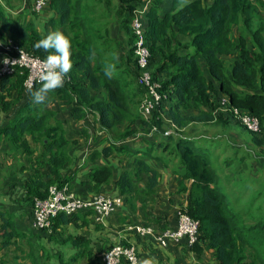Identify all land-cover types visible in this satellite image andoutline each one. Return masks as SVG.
<instances>
[{
    "label": "trees",
    "instance_id": "16d2710c",
    "mask_svg": "<svg viewBox=\"0 0 264 264\" xmlns=\"http://www.w3.org/2000/svg\"><path fill=\"white\" fill-rule=\"evenodd\" d=\"M88 1L91 0H50L46 7L53 15L48 19L46 32L42 33L34 21L23 19L21 14L11 17L10 2L0 0L1 37L18 39L26 49L41 57L50 53L35 49L34 45L50 32L60 31L72 43L70 79L65 80L62 88L49 93V101L45 104H34L29 91L26 92V73L0 75L2 110L11 111L18 104L16 113L0 127V136L6 138L14 153L21 154L31 163V174L25 188L32 202V213L34 200L45 198L51 184H67L74 191L78 176V169H72L80 160L74 153L78 140L68 137L65 120L51 106L60 101L71 107L70 116L74 120H86L92 114L97 121L88 124L94 127V134L105 135L95 140V149L85 158V166L80 165V168L89 169L81 185H89L95 195L111 194V189H106V186L112 185L122 195L124 203L128 202L129 196L138 190V182L144 181L147 191H154L159 184L160 170L152 165L149 159L152 158L180 175L178 192L186 194L187 199L179 210L185 209L200 222L198 241L193 246L208 245L214 251L218 264H264V247L263 250L259 248L264 244V232L257 231L258 227H264V223L260 218L249 222L245 207L237 206V198L229 200L211 162L208 149L218 139L191 135L181 130L193 121H213L215 107H228L232 103L258 117L263 131L264 37L261 34L264 30L250 32L249 37L241 34L236 40L231 37L236 26L244 29L252 27L259 11L256 5L252 0H115L116 6L112 10L106 7L98 15L92 8L113 0ZM140 9L144 10L145 43L151 53L148 69L153 80L160 83L159 93L166 96L155 106L149 120L142 114L147 87L140 80L137 38L131 27L133 17ZM114 21H118L124 31V39L116 41L111 37L110 26ZM122 46L128 51L121 52ZM236 51L238 58L227 70L223 56ZM110 63L115 65V71L108 79L104 69ZM40 87L41 82H38L32 90ZM224 97L229 98L226 106L223 104ZM191 110L199 115L182 114ZM163 111L177 126L174 133L168 134L163 125ZM121 124L125 126V131L117 139H111V144L108 143L106 138L111 137V131ZM143 126L149 131L153 127L163 129L168 136L158 140L159 133L152 138L139 135V128ZM98 129L105 130L108 135L103 131L99 133ZM76 133L85 132L76 130ZM259 133L253 140L262 144L264 137H259ZM128 138L149 142L140 150L126 143ZM101 145L102 149H98ZM113 152L120 156L133 154L131 165L113 167L109 160L106 164L96 162L100 155L107 156ZM253 158L248 152L223 156L227 159L225 166L230 167L237 160L252 172H262L260 175L263 176L264 171L259 167L262 159ZM174 164L176 166L172 168ZM120 166L124 168L118 171ZM64 168L71 173H62ZM82 211L87 212L85 215L94 213L91 210ZM77 216V213H61L53 219L49 228L67 224ZM12 218L11 213L0 207V221L3 227H7L4 233L7 240L0 244V249L7 246L14 236L9 231V227L13 226ZM143 224L155 227L151 223ZM60 264L68 263L61 259ZM94 264L104 263L100 257Z\"/></svg>",
    "mask_w": 264,
    "mask_h": 264
},
{
    "label": "crops",
    "instance_id": "0c3cea01",
    "mask_svg": "<svg viewBox=\"0 0 264 264\" xmlns=\"http://www.w3.org/2000/svg\"><path fill=\"white\" fill-rule=\"evenodd\" d=\"M8 1L12 5L11 0ZM10 7L15 8L16 11L19 9L23 19L34 21L42 33L46 32L48 19L53 15L50 8L46 7L43 11L36 12L31 7H23L22 0ZM110 27L111 37L114 40L118 41L126 37L118 21L112 22ZM6 99L9 100L8 97ZM51 106L57 110L58 116L65 120L68 137L78 140V146L74 153L80 160H77V164L72 166V169H78L73 189L82 197H92L95 193L90 189V186L80 184L83 179H86L85 174L89 169L80 168V165L85 166V158L89 157L95 149L96 135L93 131L90 141H84L81 138L83 143H80L79 137L84 134L76 133V130L86 133L88 127H91L88 122L93 123V116L91 114L90 118L86 120H74L70 116V106L60 101ZM1 107L0 101V127L7 123L17 109L14 112L13 108L11 111L5 112ZM171 126L175 130H172L170 126H165L168 129V134L177 130L173 121ZM147 142L149 141L144 139L138 141L133 138H128L126 141L129 145L140 150L147 147ZM101 147L103 145L97 148L102 149ZM132 156L133 154L120 156L113 152L108 159L103 156V159H98L96 162L106 164L109 160L112 161L113 167L119 165L129 167ZM149 159L152 165L160 170V182L154 191H147L144 181L138 182V190L132 193L129 196V201L125 202L111 216L98 219L92 212L85 215L86 211H80L77 213L78 216L69 223L57 224L49 231L39 232L33 227L32 202L29 200L25 188V182L31 174V163L21 154L14 153L6 138L1 135L0 207L13 216V226L9 227V231L13 232L14 236L9 239L7 246L1 247L0 264H60L61 259L68 264H94L100 260V255L105 249L120 242L136 246L139 255L138 264H143L144 261H149L151 264H218L214 258V251L208 245L201 244L196 248L199 245H189L183 240L180 244L164 247L157 243L153 237H142L135 231L128 230L130 222L151 223L158 230L175 227L179 208L186 204L187 195L178 192L180 180L178 172H173L172 169L170 171L168 167L157 163L152 158ZM123 168L120 166L117 170L120 171ZM62 173L70 174L71 171L64 168ZM106 189H111V194H119L117 188L112 185H107ZM0 222L1 244L7 240V236H4L7 227H3V222ZM41 258L44 259L43 263L40 262Z\"/></svg>",
    "mask_w": 264,
    "mask_h": 264
},
{
    "label": "built area",
    "instance_id": "2783aa9c",
    "mask_svg": "<svg viewBox=\"0 0 264 264\" xmlns=\"http://www.w3.org/2000/svg\"><path fill=\"white\" fill-rule=\"evenodd\" d=\"M149 1V0H148ZM23 7H31L36 12H41L48 5L50 0H22ZM146 8V6H145ZM144 8V9H145ZM143 9L137 11L132 19L131 27L136 35V54L138 68L141 72L140 80L147 87L146 94L142 101V114L148 120L155 106L166 96L159 93L160 83L153 80L151 71L148 69L150 62V50L145 43L144 24L142 20ZM9 57L16 60L14 65L3 64V58ZM47 58L41 57L26 49L18 39L10 36H0V75H14L17 72L26 73L24 86L26 92L29 87L33 88L36 83L41 82L40 76L43 71L42 62ZM67 75L65 80H69ZM229 98H223V104ZM230 106V107H229ZM226 107L232 115L239 120L249 131L259 133L261 122L258 117L251 115L229 103ZM156 128V127H154ZM122 195L96 194L92 197H82L71 190L65 184L59 186L51 184L48 188V195L45 198H36L33 203V227L42 230L51 227L53 219L61 213L72 215L82 210H91L98 219L111 216L123 205ZM200 222L192 218L185 209L178 211L177 225L175 227L158 230L152 225L143 223L129 224L128 230L135 231L142 237L151 236L161 246L168 247L173 244H180L183 240L189 245L198 241ZM104 264H138L139 255L135 245H124L117 243L104 250L100 255Z\"/></svg>",
    "mask_w": 264,
    "mask_h": 264
},
{
    "label": "rangeland",
    "instance_id": "374dc122",
    "mask_svg": "<svg viewBox=\"0 0 264 264\" xmlns=\"http://www.w3.org/2000/svg\"><path fill=\"white\" fill-rule=\"evenodd\" d=\"M19 0H11L12 6L15 5ZM92 1V0H91ZM88 1V2H91ZM106 1V0H100ZM211 2V0H208ZM252 2L258 8V13L256 14L255 18L253 19L252 27L250 29H244L243 27L236 26L232 33L231 37L236 40L241 34L243 36L249 37L250 32H253L258 29L264 30V0H252ZM6 3V0H5ZM11 6V5H10ZM116 6V1L113 0L110 3L100 4L92 8V10L96 14H102L104 12L103 9L106 7L109 10H112ZM20 8V7H19ZM9 14V13H8ZM20 14V10L16 11L15 8L10 7V14L11 16H16ZM103 21V23H105ZM110 21H108L109 23ZM111 24V23H110ZM109 24V25H110ZM232 29V28H231ZM114 35V34H113ZM264 37V34H261ZM115 39L117 37L115 36ZM249 44H251V40H249ZM128 49L122 46L121 52H127ZM223 58L226 60L227 63V70H229L230 65L238 58V51L231 55H224ZM208 74V73H207ZM18 104L13 107V112ZM209 109V108H207ZM244 111V110H243ZM246 112V111H245ZM190 114L193 117L199 115L195 110L191 111H183L182 114ZM214 113V120L211 122H201V121H193L187 129H181L183 132H187L193 135H201L206 138H215L218 139V142L211 145V149H208V152L211 154L212 159L211 162L213 163L215 169L217 170L221 182L224 184L223 189L227 193L229 200L232 197L237 198V202L239 207H245V213L248 215L247 219L249 222L257 221L260 218V221L264 223V175L261 176L262 172L256 173L255 171L252 172L250 168H246L242 163L239 161L234 160V164L230 167L225 166L224 162L227 159H223V156L228 154H236L240 152H248L251 153L253 159L261 160L259 167L264 171V140L262 144L256 143L253 138L255 134L249 131L243 124H241L228 110V108L223 106H217L213 110ZM1 118V117H0ZM161 118L163 120L164 126H170L172 130H175L174 127L171 126L172 119L168 116L166 112H161ZM97 120L95 117H92V122H96ZM140 125V124H139ZM142 126V125H141ZM77 127V126H76ZM98 128V126H96ZM145 127V126H143ZM140 127L138 134L146 137H154L156 133H159V138L165 139L167 134L165 131L159 130L153 127L152 131H149L148 128ZM137 128V127H136ZM92 132H90L91 130ZM94 127H88L87 132L84 133V136H80V143L81 138L84 141H90L92 139L91 133H93ZM100 131L105 132L106 136L108 133L105 130L98 129ZM125 131V126L123 124L116 127L114 130L111 131V137L106 138L107 142L111 144V139H117L121 133ZM190 131V132H189ZM105 136V135H103ZM100 135L95 136V140H98V137H103ZM259 137H264V129L258 135ZM209 144V142H207ZM112 153H110L106 157L107 159ZM7 158V155H5ZM14 159V158H13ZM98 159H103V155H100ZM237 159V158H236ZM229 160V159H228ZM99 164V163H98ZM175 164L172 168H175ZM80 169V168H79ZM170 170L171 168L168 167ZM171 171V170H170ZM246 173V176H244ZM251 173V174H250ZM241 197V198H240ZM240 198V200H239ZM239 200V201H238ZM235 202H233L234 204ZM96 216V215H95ZM255 217V218H253ZM50 228L42 229L40 231H49ZM257 231L259 233L264 232V227H258ZM262 237L260 236V240ZM264 244L259 245V248L263 250ZM40 250V249H39ZM44 259L41 258V263H43Z\"/></svg>",
    "mask_w": 264,
    "mask_h": 264
},
{
    "label": "clouds",
    "instance_id": "9594fccd",
    "mask_svg": "<svg viewBox=\"0 0 264 264\" xmlns=\"http://www.w3.org/2000/svg\"><path fill=\"white\" fill-rule=\"evenodd\" d=\"M35 49H43L50 54L42 62L43 71L40 76L41 87L35 91L29 87L28 91L34 104L42 105L49 101V93L62 88L65 78L73 68L72 62V43L68 36L60 31H53L34 45ZM94 58V54L93 57ZM3 64L14 65L17 61L9 57L3 58ZM115 71L114 64H108L104 69V75L111 79ZM143 264H151L144 261Z\"/></svg>",
    "mask_w": 264,
    "mask_h": 264
}]
</instances>
